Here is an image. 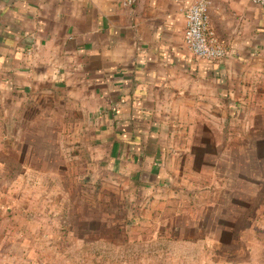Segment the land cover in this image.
<instances>
[{
	"label": "rangeland",
	"instance_id": "1",
	"mask_svg": "<svg viewBox=\"0 0 264 264\" xmlns=\"http://www.w3.org/2000/svg\"><path fill=\"white\" fill-rule=\"evenodd\" d=\"M5 100L0 264H264V79L187 108L147 190L91 159L71 107Z\"/></svg>",
	"mask_w": 264,
	"mask_h": 264
},
{
	"label": "crops",
	"instance_id": "2",
	"mask_svg": "<svg viewBox=\"0 0 264 264\" xmlns=\"http://www.w3.org/2000/svg\"><path fill=\"white\" fill-rule=\"evenodd\" d=\"M198 1L0 0V108L1 98L25 111L71 107L91 132V159L142 190L159 186L187 108L264 79V8L206 0L228 51L209 63L184 44L185 12Z\"/></svg>",
	"mask_w": 264,
	"mask_h": 264
},
{
	"label": "built area",
	"instance_id": "3",
	"mask_svg": "<svg viewBox=\"0 0 264 264\" xmlns=\"http://www.w3.org/2000/svg\"><path fill=\"white\" fill-rule=\"evenodd\" d=\"M252 2L264 8V0H252ZM185 24L184 44L194 58L209 63H218L227 59V49L210 31L206 0L198 1L185 12Z\"/></svg>",
	"mask_w": 264,
	"mask_h": 264
}]
</instances>
